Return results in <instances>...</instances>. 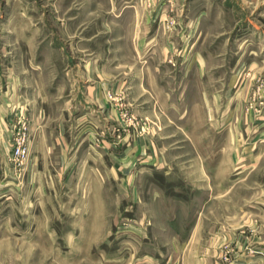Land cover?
Here are the masks:
<instances>
[{
    "label": "rangeland",
    "instance_id": "1",
    "mask_svg": "<svg viewBox=\"0 0 264 264\" xmlns=\"http://www.w3.org/2000/svg\"><path fill=\"white\" fill-rule=\"evenodd\" d=\"M0 264H264V0H0Z\"/></svg>",
    "mask_w": 264,
    "mask_h": 264
},
{
    "label": "built area",
    "instance_id": "2",
    "mask_svg": "<svg viewBox=\"0 0 264 264\" xmlns=\"http://www.w3.org/2000/svg\"><path fill=\"white\" fill-rule=\"evenodd\" d=\"M12 154L13 156L20 161H23L25 158V150H24V133L18 134V138L14 141L12 145Z\"/></svg>",
    "mask_w": 264,
    "mask_h": 264
}]
</instances>
